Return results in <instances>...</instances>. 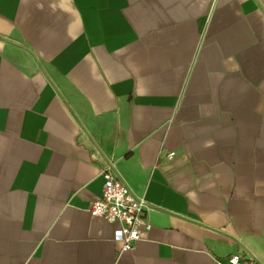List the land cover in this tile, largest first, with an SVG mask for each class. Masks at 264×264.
<instances>
[{"label": "crops", "instance_id": "obj_1", "mask_svg": "<svg viewBox=\"0 0 264 264\" xmlns=\"http://www.w3.org/2000/svg\"><path fill=\"white\" fill-rule=\"evenodd\" d=\"M109 158L147 202L130 250L88 209ZM242 252L264 262V0H0V264Z\"/></svg>", "mask_w": 264, "mask_h": 264}, {"label": "built area", "instance_id": "obj_2", "mask_svg": "<svg viewBox=\"0 0 264 264\" xmlns=\"http://www.w3.org/2000/svg\"><path fill=\"white\" fill-rule=\"evenodd\" d=\"M171 154H167L170 157ZM102 167L104 179L102 195L89 206L93 216L116 225L115 240L123 250H130L152 228L146 218L147 202L136 195L116 172L115 161L109 158ZM217 264H264L253 254L235 253Z\"/></svg>", "mask_w": 264, "mask_h": 264}]
</instances>
